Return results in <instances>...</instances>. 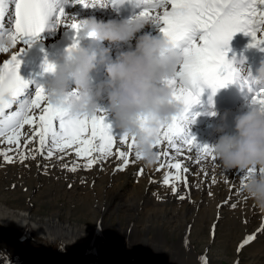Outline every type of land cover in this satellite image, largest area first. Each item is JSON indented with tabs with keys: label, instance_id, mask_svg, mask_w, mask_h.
<instances>
[{
	"label": "bare ground",
	"instance_id": "obj_1",
	"mask_svg": "<svg viewBox=\"0 0 264 264\" xmlns=\"http://www.w3.org/2000/svg\"><path fill=\"white\" fill-rule=\"evenodd\" d=\"M80 11L82 9L75 6L70 13L73 16L75 12ZM67 17L71 20V15L68 14ZM139 35H143V32ZM21 47L22 44L18 43L8 52L0 53V67L13 54L18 52ZM193 107H196V110H190L188 113L185 121V131L194 136L197 143L201 146L207 145L211 147L219 139L220 133L217 128L223 122L221 119L210 120L204 126L194 127L190 124V120L199 115L201 108L198 105ZM18 108L19 106L13 111L18 110ZM35 114H40L38 109L35 110ZM101 115L105 117V123L114 124L106 99L102 102ZM112 130L114 135H122L119 130L113 127ZM228 130L234 131L230 128ZM32 131V126L29 125H25L22 129L21 146L18 151L15 144H7L6 135L0 136V153L13 149V151H8L7 154L13 156L15 161H19L25 149L23 146L24 142L26 138L32 135ZM33 144L38 147L39 139L36 138L32 143L28 144L26 150L28 151V147L33 146ZM181 146L180 151L169 149L166 143L158 147L157 151L168 152V157H161L155 165L146 167L141 159H136L135 149L129 148L127 144H121L119 139H117V145L113 152L115 153L117 150L128 151L130 153L128 167L124 170H118L122 167V161L118 156L112 155L104 159L99 157L98 153H94L98 157V162L90 171L88 170L89 172H86L83 170L84 165L87 163L86 158L77 157L73 149H66L64 153L53 150V153L58 154L48 158L47 151L52 147L49 140L44 148L43 157L40 159L42 163L50 162L47 167L53 171L56 164L62 165L61 161L65 160L68 166L78 165L79 168L76 172L80 176H83V178L90 177L89 187L92 185L93 188L94 183H100L101 186H96L91 191L85 188H75V191L73 190L80 197L79 200H83L84 203L92 205V198H97L95 199L99 203V210L97 212L94 210L96 213H94L95 217L93 216L96 221L90 222V225H81L74 221L63 219L59 214L40 216L35 213L32 207L24 209L17 206L13 207L0 198V251L4 255L0 256V261L14 263V260L34 261L43 259L53 263L60 258L64 260L66 258H81L86 260L85 264H90V261L94 264H150L154 259V254H156L159 260L162 261L159 264H164L168 262V254L174 253L175 250L185 255L191 254L192 247L187 233L181 237L179 246L176 249H172L167 246L159 247L158 244L164 245L166 243L162 235H160V241H156L157 244L153 245L152 238L149 237L150 231L159 228L164 232V230L174 227L177 217L173 214L178 213V205L183 206L184 213L190 215L197 213L198 215L199 210H205L202 205H205L211 196L212 200H214L219 193L222 196L223 193L227 192L225 199L227 198L231 203L236 202L238 197L244 192L242 188L246 182L244 180L246 173H237L235 169L226 171L216 157L214 160L207 158L194 146L191 149L188 147L186 150H183ZM27 151H25L28 157L27 161L25 163L19 161L21 168L32 165L33 158L31 155L33 153H28ZM175 162L181 163L187 169L186 173H181L182 176L187 177V182L181 181L178 185V191H173L171 186L163 183L164 176L169 171L175 174V169L160 168L162 163ZM141 171L143 174H141ZM34 172L35 170H33ZM245 194L247 195L246 192ZM181 197L184 198L182 199ZM143 198H150L151 201L148 202L146 200L145 202L142 200ZM186 199L191 200L193 206H188L185 202ZM247 201L248 205L244 203L246 208L243 206L245 208L244 211L238 208L239 216H246L245 218L248 219L256 216L257 212L264 210V207H261L252 198ZM144 204L147 205L143 207L141 212L140 206ZM118 206L122 209L124 208L123 210L130 216L128 220L130 231H124L123 229L114 231V227L109 221L111 212L118 209ZM215 207L210 210L206 209L205 212L208 214L210 212L207 217L216 215ZM196 210L198 212H195ZM144 213L147 214L146 220L141 222L140 217ZM211 213L213 214L211 215ZM262 217H264V212ZM202 260L206 261L208 258H202ZM174 262V264H177L176 261Z\"/></svg>",
	"mask_w": 264,
	"mask_h": 264
},
{
	"label": "snow or ice",
	"instance_id": "obj_2",
	"mask_svg": "<svg viewBox=\"0 0 264 264\" xmlns=\"http://www.w3.org/2000/svg\"><path fill=\"white\" fill-rule=\"evenodd\" d=\"M6 2L7 0H0V28L3 27ZM68 2L69 0H14V32L7 34L14 42V47L18 43H27L28 38L40 36L49 28L53 18L57 24H68L79 33L82 24L71 21L65 14L64 5ZM77 2L84 7H106L108 4H121L123 0ZM136 3L144 9L140 18L162 21L164 36L183 46L185 57L182 71L179 73L181 82H169L177 88L176 98L184 104L185 113L170 124L161 126L156 147L166 143L169 149L180 151L181 145H188L189 149L194 146L203 156L214 160L215 155L211 147L201 146L194 136L185 131V121L192 107L201 104L205 87L212 89L215 94L230 84L238 83L253 93V104L264 106V87L254 88L248 80L241 79L240 73L227 59V51H230L228 45L238 33L251 36L254 41L252 47L264 46V0H136ZM168 6L170 11L167 10ZM198 34L199 42L196 39ZM76 46L78 45L74 47ZM8 51V48L0 49V53ZM23 53L24 48L21 47L11 56V60L0 67V136L6 135L7 144H15L18 151L22 129L29 125L33 131L24 142L25 148L38 138L40 147L37 151L43 155L50 140L52 147L47 151L48 158L53 156V150L64 153L66 149H73L77 157L86 158V169H91L98 162L94 153L104 159L116 155L122 161V167L118 170L127 168L130 153L123 150L114 153L113 149L116 148L117 139L121 144L135 149V139L126 135H114L112 126L105 123L103 115L94 118H73L54 108L48 103L47 92L43 87L35 92L34 98L28 96L30 82L19 74L22 64L20 56ZM54 70L53 64L46 63V72ZM13 104H19L18 110L7 112ZM37 109L39 115L35 114ZM211 115L214 116L215 112ZM8 151L13 149H8L0 155L7 163L15 162V158L7 154ZM161 157H168V152H159V159ZM27 158L26 154H22L20 162L23 163ZM136 159H141L137 152ZM164 167L175 169V174L169 171L164 176L163 183L171 186L173 191H178L181 181L187 182V177L181 175L182 172L186 173L187 169L179 162L162 163L160 168ZM69 170L74 172L77 166L73 165ZM256 172V169L249 170L244 175V180ZM251 239L253 237H249V240Z\"/></svg>",
	"mask_w": 264,
	"mask_h": 264
},
{
	"label": "clouds",
	"instance_id": "obj_3",
	"mask_svg": "<svg viewBox=\"0 0 264 264\" xmlns=\"http://www.w3.org/2000/svg\"><path fill=\"white\" fill-rule=\"evenodd\" d=\"M148 20L102 22L95 18L82 25L86 37L110 44L135 45L115 60H109L110 49L102 52L83 46L68 51L65 63L48 72L47 101L73 118L101 115L106 99L116 126L136 141L135 151L146 167L159 159L157 142L162 125H168L185 113L177 100V88L170 81L184 63L182 46L169 39L144 32ZM143 32V35H139ZM14 47L7 34L0 33V49ZM104 63L107 78L96 82L93 74ZM254 88L264 85V66L249 81ZM218 115L215 113L214 116ZM228 113L217 131L219 139L211 146L213 154L226 171L257 172L249 177L242 191L264 207V106L254 104L250 110L235 116L234 131L228 130Z\"/></svg>",
	"mask_w": 264,
	"mask_h": 264
},
{
	"label": "rangeland",
	"instance_id": "obj_4",
	"mask_svg": "<svg viewBox=\"0 0 264 264\" xmlns=\"http://www.w3.org/2000/svg\"><path fill=\"white\" fill-rule=\"evenodd\" d=\"M181 147L183 150H186L188 145H183ZM37 149H39V144L38 147L33 144V146L28 147V151L25 148L22 153L25 154V151H27L28 153H33L31 157L35 156V158L32 159L33 162L30 167L21 168V163L19 162L20 158L19 161L7 163L3 156H0V198L13 207L17 206L23 209L32 207L35 213L40 216H53L59 214L63 219L74 221L81 225H90V222L96 221L94 213L99 210L97 198H92V206L84 203L83 200H79L80 197L78 194L76 195L74 191L75 188H85L91 191V189H95L96 186H101L100 183H94L93 188L92 185L89 187L88 182L90 181V177L83 178L78 172L69 170L73 165L68 166L65 160L61 161L62 165L56 164L55 169L52 171L47 167L50 162L44 164L40 161L43 155H41ZM56 154L58 153H53V155ZM26 161L27 159L24 160L23 163ZM76 166L78 169V165ZM33 170H35L34 173ZM83 170L86 172L90 171V169H86L85 167ZM237 173L240 172L237 170ZM225 195H227V192L223 193L222 196L221 193H219L214 200H212L211 196L210 199L206 201L205 205H202L203 208L205 207L204 211L203 209L199 210V212L198 210L195 211L198 212V215L195 212V215L184 213L183 206L178 205V213L173 214L177 217L174 227L167 229L168 231L164 230V232L159 228L150 231L149 237L152 238L153 245L157 244L156 241H160V235H162L166 241L164 245L158 244L159 247L167 246L176 249L179 246L181 237L185 233H187L188 238H190L189 242L192 247V253L185 255L175 250L174 253L168 254V262L164 264H174V261H176L177 264H192V262L193 264H202L201 259L204 258L203 255L208 257V263L206 262L203 264H264V217H262L264 210L257 212L256 216L248 219L245 218L246 216H239V209H241V211L245 210L246 207L244 203L248 205L247 200H250L249 196L243 192L236 202L231 203L227 198L225 199ZM142 200L145 202L146 200L148 202L151 201L150 198H143ZM185 202L188 206H193L191 200L186 199ZM146 205L140 206L141 212ZM212 207H215L216 215L213 216V213H211L212 217H207L210 212L208 214L205 211L206 209H212ZM123 209L118 206V209L112 211L109 216V221L113 225L114 231L118 229L130 231L128 224L130 216H128V213ZM94 210H96V212ZM116 212L118 213L116 214ZM144 214L140 217L141 222L146 220L147 214ZM253 235L255 236L254 239L250 242H246L249 237ZM0 256H4L1 251ZM153 258L150 264H159L161 261L156 254H154ZM59 260L53 263L43 259L34 261L14 260V263L0 261V264H85L86 261L81 258H66V260L60 258ZM90 264L94 263L90 261Z\"/></svg>",
	"mask_w": 264,
	"mask_h": 264
}]
</instances>
